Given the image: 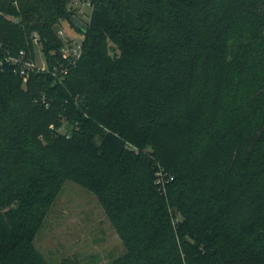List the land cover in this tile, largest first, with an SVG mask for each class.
I'll use <instances>...</instances> for the list:
<instances>
[{"label":"trees","instance_id":"trees-1","mask_svg":"<svg viewBox=\"0 0 264 264\" xmlns=\"http://www.w3.org/2000/svg\"><path fill=\"white\" fill-rule=\"evenodd\" d=\"M71 1L0 0V264H52L33 239L68 179L110 264H264V0H88L82 24ZM35 44L23 78L5 57Z\"/></svg>","mask_w":264,"mask_h":264},{"label":"rangeland","instance_id":"rangeland-1","mask_svg":"<svg viewBox=\"0 0 264 264\" xmlns=\"http://www.w3.org/2000/svg\"><path fill=\"white\" fill-rule=\"evenodd\" d=\"M71 6L76 10L75 21L85 22L91 10L88 0H72ZM59 29L64 39L81 37L67 20H60ZM34 59L37 64L44 62L39 44L34 46ZM61 129L69 131L70 126L65 123ZM163 173L160 170V175ZM33 243L52 264L65 258L75 264H110L124 251L95 194L69 179L52 202Z\"/></svg>","mask_w":264,"mask_h":264},{"label":"built area","instance_id":"built-area-1","mask_svg":"<svg viewBox=\"0 0 264 264\" xmlns=\"http://www.w3.org/2000/svg\"><path fill=\"white\" fill-rule=\"evenodd\" d=\"M76 1V0H75ZM88 4L90 2L88 1ZM58 35L62 38L63 45L60 48V52L63 57H65L68 61V63H75V61L79 58L82 50V36L79 39H64L62 34V30H56ZM37 34L33 33V40L36 42L37 41ZM6 61H9L13 64L14 66V71L18 73L21 77L25 78L27 77L28 73L35 70H45L47 68V65L45 63V60L41 64H37L35 59L27 56L24 52V50H19L17 54L15 55H8L5 57ZM53 74H56L55 67L53 69ZM66 70L63 69L61 70V73H65ZM160 174V171L158 172Z\"/></svg>","mask_w":264,"mask_h":264}]
</instances>
